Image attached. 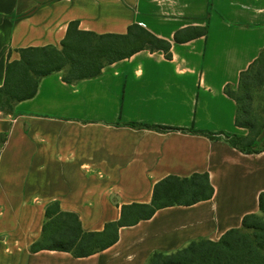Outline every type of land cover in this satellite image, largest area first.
I'll list each match as a JSON object with an SVG mask.
<instances>
[{
    "label": "crops",
    "instance_id": "crops-1",
    "mask_svg": "<svg viewBox=\"0 0 264 264\" xmlns=\"http://www.w3.org/2000/svg\"><path fill=\"white\" fill-rule=\"evenodd\" d=\"M71 21L96 34L137 24L170 42L171 56L144 48L74 83L53 72L13 113L0 111V264H145L260 213L264 149L229 142L248 129L224 89L264 47V0H0V86L18 49L60 48ZM193 174H207L210 198L119 226L100 251L30 250L48 207L100 232L124 205L149 204L162 180Z\"/></svg>",
    "mask_w": 264,
    "mask_h": 264
},
{
    "label": "trees",
    "instance_id": "trees-1",
    "mask_svg": "<svg viewBox=\"0 0 264 264\" xmlns=\"http://www.w3.org/2000/svg\"><path fill=\"white\" fill-rule=\"evenodd\" d=\"M170 46V42L137 24L130 25L125 34H96L80 30L78 22L71 21L60 48L53 45L20 48L19 58L7 62L0 86V111L13 113L16 103L34 96L40 79L53 72L62 71V79L74 83L96 77L107 64L144 48L162 50L169 58ZM224 90L236 102V125L248 129L243 136L228 135L229 142L245 152L263 150L264 137L260 136L264 116L255 105V93L258 90L264 93V47L240 72L237 87L227 85ZM212 193L207 174L182 179L167 177L156 184L149 204L124 205L119 220L108 223L100 232H84L77 216L59 211L55 203L57 212L46 209L42 234L30 250L53 249L77 257L88 256L114 243L119 226L147 219L161 207L208 199ZM259 210L260 213L244 215L240 227L228 229L218 240L199 238L171 252L154 251L145 264H264V192L259 195Z\"/></svg>",
    "mask_w": 264,
    "mask_h": 264
},
{
    "label": "rangeland",
    "instance_id": "rangeland-1",
    "mask_svg": "<svg viewBox=\"0 0 264 264\" xmlns=\"http://www.w3.org/2000/svg\"><path fill=\"white\" fill-rule=\"evenodd\" d=\"M255 105L260 110V114H262V116H264L263 115V110H264V93L262 92V90H258L255 93Z\"/></svg>",
    "mask_w": 264,
    "mask_h": 264
}]
</instances>
